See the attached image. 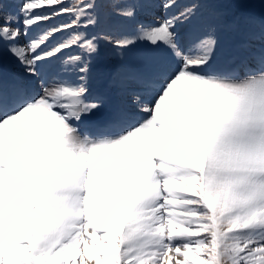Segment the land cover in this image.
Masks as SVG:
<instances>
[{"label": "snow or ice", "instance_id": "6c2138e0", "mask_svg": "<svg viewBox=\"0 0 264 264\" xmlns=\"http://www.w3.org/2000/svg\"><path fill=\"white\" fill-rule=\"evenodd\" d=\"M0 264H264V0H0Z\"/></svg>", "mask_w": 264, "mask_h": 264}, {"label": "rangeland", "instance_id": "374dc122", "mask_svg": "<svg viewBox=\"0 0 264 264\" xmlns=\"http://www.w3.org/2000/svg\"><path fill=\"white\" fill-rule=\"evenodd\" d=\"M18 5L15 3V2H12V3H10V5H9V8H10V10H15V8L17 7ZM65 20L67 19L66 17L64 18ZM230 19V18H229ZM57 22H59V21H57ZM22 39H24L23 37H22ZM221 62H223V61H221ZM97 67H98V65H97ZM95 81H96V76L94 75V80H93V83H92V89H93V86L95 87ZM110 88V87H109ZM114 93V92H113ZM114 97H115V95H114ZM115 99H116V97H115ZM116 101H117V99H116Z\"/></svg>", "mask_w": 264, "mask_h": 264}]
</instances>
